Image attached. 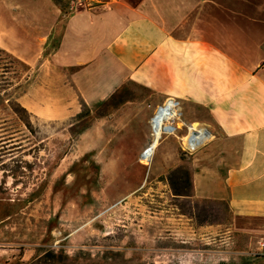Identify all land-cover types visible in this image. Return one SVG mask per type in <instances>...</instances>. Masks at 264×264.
Here are the masks:
<instances>
[{
	"label": "crops",
	"instance_id": "obj_1",
	"mask_svg": "<svg viewBox=\"0 0 264 264\" xmlns=\"http://www.w3.org/2000/svg\"><path fill=\"white\" fill-rule=\"evenodd\" d=\"M0 49L49 68L34 96L17 100L36 117L64 118L77 98L95 105L127 84L146 88L149 117L124 109L116 120L119 145L137 158L156 106L179 99L183 123L214 135L191 154L190 198L226 205L229 220L217 227L247 250L221 252L225 260L258 254L247 261L264 264V0H106L74 11L56 0H0Z\"/></svg>",
	"mask_w": 264,
	"mask_h": 264
},
{
	"label": "rangeland",
	"instance_id": "obj_2",
	"mask_svg": "<svg viewBox=\"0 0 264 264\" xmlns=\"http://www.w3.org/2000/svg\"><path fill=\"white\" fill-rule=\"evenodd\" d=\"M56 1L74 11L71 0ZM0 59L8 67L0 69V264H250L247 258L258 257L237 255L247 249L226 243L230 233L217 227L229 220L225 204L199 203L211 208L200 223L198 202L174 195L169 174L180 167L191 174L193 155L175 139L149 167L137 148L119 145L121 111H152L146 88H120L117 98L129 101L116 110L77 98L64 118L21 113L28 129L8 101L34 96L49 68H30L6 52Z\"/></svg>",
	"mask_w": 264,
	"mask_h": 264
},
{
	"label": "built area",
	"instance_id": "obj_3",
	"mask_svg": "<svg viewBox=\"0 0 264 264\" xmlns=\"http://www.w3.org/2000/svg\"><path fill=\"white\" fill-rule=\"evenodd\" d=\"M106 0H71V8L77 10L83 7H92L94 4L104 3ZM183 105L179 99L168 98L157 105L149 120V140L147 146L139 156L144 166H150L154 160L157 149L167 138H174L180 148L192 154L213 137V133L206 125L201 123H183ZM184 130L180 135L179 131Z\"/></svg>",
	"mask_w": 264,
	"mask_h": 264
},
{
	"label": "trees",
	"instance_id": "obj_4",
	"mask_svg": "<svg viewBox=\"0 0 264 264\" xmlns=\"http://www.w3.org/2000/svg\"><path fill=\"white\" fill-rule=\"evenodd\" d=\"M0 52H3L0 50ZM0 69L6 70L8 67L7 64L3 63V59H0ZM11 84V83H8ZM121 89L117 90L112 96H110L107 100L102 101L101 105L107 108H111L112 110L118 109L122 104L125 102L129 101V98H123V99H118V94ZM8 105L11 108V110L19 117L21 121L25 124V126L29 129L30 128V122L23 119L21 116V113H24L27 116H30V113L17 101V100H10L8 101ZM107 113H100V117L106 116ZM84 127V126H83ZM168 182L172 188V191L175 196L177 197H187L190 198L192 196V178L191 174L189 173V170H186L185 168H178L174 171H172L169 174L168 177ZM194 213L193 216L197 219L198 222L202 223L203 218L202 214L206 212H210L211 208H208L206 204H199L195 203L193 206ZM197 210V211H196Z\"/></svg>",
	"mask_w": 264,
	"mask_h": 264
},
{
	"label": "bare ground",
	"instance_id": "obj_5",
	"mask_svg": "<svg viewBox=\"0 0 264 264\" xmlns=\"http://www.w3.org/2000/svg\"><path fill=\"white\" fill-rule=\"evenodd\" d=\"M160 146V145H159ZM159 148V147H158ZM158 150V149H157Z\"/></svg>",
	"mask_w": 264,
	"mask_h": 264
}]
</instances>
